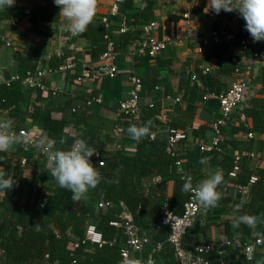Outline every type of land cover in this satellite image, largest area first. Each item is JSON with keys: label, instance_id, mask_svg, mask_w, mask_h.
I'll return each instance as SVG.
<instances>
[{"label": "crops", "instance_id": "crops-1", "mask_svg": "<svg viewBox=\"0 0 264 264\" xmlns=\"http://www.w3.org/2000/svg\"><path fill=\"white\" fill-rule=\"evenodd\" d=\"M113 2L98 0L95 20L86 32L73 38V51H70L71 35L60 29L63 20L58 17L60 9L54 0H15L12 7L0 10L1 85L21 81L29 70L57 69L72 53L77 63L73 72L47 76L43 81V90L22 87L24 98L8 108L0 107V119L11 118L16 131L24 129L33 135L49 138L46 119L63 123L66 143L56 142V148L68 150L76 136H80L108 163L111 160L115 162L113 159L119 155L134 157L139 150L138 144L127 133L129 126L139 125L127 118L123 121L118 114L119 103L130 90L129 78L132 75H138L143 81V108L154 102L160 113L170 106L172 99L181 97L182 102L169 115L167 125L157 118L156 136L142 151L144 158L150 156L151 162L159 166L155 155L158 148L167 149V127L187 132V139L176 146L182 166L175 167L174 160L166 155L168 160H172L166 172L154 168L142 179L141 191L146 202L142 209L147 226L141 233L151 239L152 246L135 255L145 261L153 253V247L159 244L161 249L154 255L157 264H170L166 257L172 249L168 238L164 239L168 230L159 225L160 208L167 203L174 213H183L189 195L181 192L186 175L193 177L195 185L217 170L223 172V183L219 188L222 199L217 207L207 209V213L188 231L184 239V247L188 250L198 242L218 245L225 239L236 237L233 218L237 214H250L252 200V187L241 194L237 185L247 186L253 175L264 182V59L256 56L264 53V41L253 42L249 37L248 47L245 48L241 44V31L245 28L243 18L235 11H221L212 19L211 10L207 11L208 0H124L116 15H112ZM105 19H108L109 27L104 23ZM151 21L161 25L156 34L160 41L171 39L168 49L157 57L138 52L143 39V25ZM124 23L129 29L122 34L120 29ZM190 28L201 35L225 29L234 38L211 45L199 54L196 52L198 46L189 40ZM110 44L121 53L115 60L118 70L115 79L102 72L96 73L100 57ZM83 68L91 69L93 74L91 78L79 82L77 78ZM193 75L197 76L196 80ZM242 79L249 84L250 108L245 116H238L236 121L220 128L223 140L219 149H214V125L221 114L219 96ZM156 87L160 89L156 90ZM93 98L100 102L89 106L88 102ZM117 125L123 128L120 137L114 135ZM249 133L255 137L250 139ZM155 140L158 141L153 147L151 143ZM201 145L213 150L203 153ZM252 152L260 155L262 160L257 162L247 158L246 155ZM236 154L243 155L244 171L239 179L233 181L225 176L228 173L226 159L232 162ZM92 163L98 165L96 161ZM0 166L16 180L13 189L6 196H0V226L16 222L21 209H32L40 198H43L44 222L60 214L56 196L64 189L49 174L47 159L37 148L25 145L19 138L12 151L0 152ZM44 199L47 201L44 202ZM242 200L246 202L238 213L235 205ZM99 201L101 199L92 189L79 204L98 212ZM111 210L117 217L133 219L124 204L115 205L105 213H112ZM92 221L98 223L99 219ZM22 230L18 224L15 227L9 224L6 235L18 238ZM55 232L58 233L57 230ZM84 233L85 229L70 230V236L76 242ZM94 247L86 244L85 250L93 253ZM230 254L229 250L227 257L230 258ZM234 256L237 257V264H249L241 256ZM262 258L264 255L259 250L255 262L251 264ZM33 264H46V261H35Z\"/></svg>", "mask_w": 264, "mask_h": 264}, {"label": "built area", "instance_id": "built-area-1", "mask_svg": "<svg viewBox=\"0 0 264 264\" xmlns=\"http://www.w3.org/2000/svg\"><path fill=\"white\" fill-rule=\"evenodd\" d=\"M124 0H114L112 15H116L120 11V6L123 5ZM30 13L29 11L27 12ZM210 17L215 19L217 14L211 10ZM104 23L109 27L108 19H105ZM160 23L157 21H151L143 25V39L138 47V52L140 54H149L152 57H157L162 52H165L170 43L171 39L167 41H160L157 37V31L160 30ZM128 24L124 23L120 32L122 34L127 33ZM189 40L192 44H196V52L203 54L206 49L211 45H219L224 41H229L234 38V35L228 30H213L208 34L201 35L197 31L190 28L188 30ZM242 42L241 44L246 48L248 47L247 39L250 37L249 33L245 28L241 31ZM77 37V36H76ZM71 36V48L70 51H73L75 48V43ZM11 46V44H8ZM120 52L114 47L113 44L109 45L108 50L100 57L99 72L105 73L111 79H115L118 74V70L115 64V60L120 56ZM261 59H264V53L256 54ZM76 56L72 53L67 57L65 62L60 65L57 69L51 67L38 69L36 71L29 70L26 75L21 79L22 86L27 89H44L43 81L44 79L52 74H64L68 72H73L76 70ZM206 72H209V69H205ZM93 72L91 69L83 68L82 72L79 74L77 80L83 82L86 79L91 78ZM193 79L196 80L197 76L193 75ZM130 90L125 99L119 103V116L130 121L135 122L139 125V121L142 116L143 107L141 104V93L143 91V81L138 75H132L129 78ZM1 85V84H0ZM248 81L245 79L240 80L237 83H234L224 94L219 96L220 102V117L217 123L214 125L216 136L213 140L214 149H219L220 143L223 140L221 136L220 128L228 126L237 120L238 116H245L246 111L250 108L248 103ZM156 90H159L160 87H156ZM170 98H167V100ZM95 102H100L99 99L93 98L88 102V105L91 106ZM182 102L181 97H175L170 101V106L163 108L158 114L157 118L161 121L162 124L167 125L170 122L169 115L172 114L175 107L179 106ZM156 103H150V107H155ZM15 130V129H14ZM17 136L24 141L25 137L31 139V143H25V145L33 148L35 142L39 140L38 135H33L27 130L16 131ZM168 139H167V149L166 153L169 158L174 160L176 167L182 166V161L179 154L176 151V146L181 141L187 139V132L181 131L179 129L173 128L171 126L167 127ZM123 133V128L120 125H117L114 128L115 137H120ZM156 133L154 132L151 136L154 140ZM248 137L253 139L255 136L253 133H249ZM76 139H82L80 136H76ZM74 140V141H75ZM40 153L45 156L39 148H37ZM201 151L203 153L211 152L213 148L201 145ZM98 152V151H97ZM247 158L260 162L262 160L261 156L256 153H248ZM46 157V156H45ZM95 159L98 160V165L100 166V161H103V166H105V161L103 160L101 154L98 152V155H95ZM243 155H234L233 157V168L229 172V178L233 181L239 179L244 171L243 168ZM101 167V166H100ZM260 182V178L257 175H253L249 179L247 186L238 184L237 189L241 194L246 193L247 189L251 186H255ZM47 199H44L46 202ZM114 203L99 201L98 210L106 212L114 208ZM170 213V215H168ZM207 213V209H204L201 206H198L193 199L191 193L184 204V212L179 215L174 213L170 206L165 203L160 208V218L159 225L163 229H167L169 232L168 242L172 246L175 253V260L180 264H209V262L204 258V255L210 252H216L220 258L221 264H231L229 257H227L228 251L232 250L238 256H241L245 262L251 264L255 262L256 253L261 250L264 255V244L257 243L253 238L247 236L244 240H239L236 237L225 239L218 245H214L208 242H198L195 243L192 249L188 250L184 247V239L188 231L195 225L199 218ZM112 226L117 227L121 230L120 233H117L115 239L111 242L112 245H118L121 250L122 259L125 258V254L135 257L136 254H142L148 246H152L151 239L147 235L140 233L139 228L135 224L134 220L129 217L120 216L119 220L111 223ZM56 235L59 234L57 233ZM83 244H92L95 246H102L107 244L104 239L102 232L99 230L97 223L93 221L89 222L85 228ZM79 242L75 243L73 248H77ZM161 249V245L157 244L156 247H153V253H151L145 264L149 259H152L155 264H157L155 259V253L157 250ZM48 258V256H46ZM73 260L66 262L65 264H76V257L73 255Z\"/></svg>", "mask_w": 264, "mask_h": 264}, {"label": "trees", "instance_id": "trees-1", "mask_svg": "<svg viewBox=\"0 0 264 264\" xmlns=\"http://www.w3.org/2000/svg\"><path fill=\"white\" fill-rule=\"evenodd\" d=\"M35 20L37 21V18ZM22 87L21 81L11 82L9 85H0V107L8 108L12 104L21 102L25 96ZM157 114H159L157 104L153 108L150 107V104L143 108L139 126L151 121V135L139 142L133 139L139 148L134 157L119 155L113 159L116 160L115 162L111 160L106 163L105 161L104 167L93 163L103 176L99 185L93 190L103 201L112 202L114 205L124 204L132 214L140 233L147 226L143 212L144 209H142L146 206L141 191L142 179L154 168H159L158 171L164 169L163 172H166L169 164H172V160L167 159L166 150L163 147L158 148V153L155 155L160 162L159 166L151 162L150 156L147 158L143 157L142 151L145 145L152 141L151 136L159 123ZM46 127L51 139L60 143V139L64 137V124L46 119ZM157 141L155 140L154 143H151L153 147L156 146ZM90 159L93 162L96 161L98 164L95 155ZM226 161L228 162V173L225 176L229 177V172L233 168V161L231 162L229 158ZM173 165L176 167L175 162ZM251 194L250 214L264 215V182L260 181L257 185L253 186ZM56 201L61 212L59 215L52 216L46 222H44L43 198H40L32 209L22 208L16 218V222L12 221L9 223L13 227L17 224L22 226L23 230L18 238L13 235H6L8 223H3L0 226V264H33L35 261L42 260H45L46 264H65L74 259L73 255L76 257V264H122L123 259L120 247L111 244L116 234L121 232L120 229L111 225L112 222L119 220V217L112 210V213H104L101 210L96 212L93 209L80 206L79 202L72 200V193L67 189H64L56 196ZM96 218L99 219L97 225L107 244L102 246L97 245L94 247V252L89 253L85 250L86 244L82 242L83 236L77 241L79 242V246L73 248L77 242L70 236V230H83L89 222ZM37 222L41 226L40 231H36L34 227ZM48 225H54L55 227L49 228ZM55 230H57L59 237L56 235ZM258 230L264 231V225H261ZM168 236L169 232L166 233L164 239L168 238ZM246 236L253 238L251 230L245 225H241L237 229L236 238L244 240ZM169 246L172 252L166 259L170 264H180L175 259L172 260V258H175V253L172 246L170 244ZM230 252L229 259L231 264H237V257L234 256L235 252L232 250ZM204 258L209 264H221L216 252L207 253L204 255Z\"/></svg>", "mask_w": 264, "mask_h": 264}, {"label": "clouds", "instance_id": "clouds-1", "mask_svg": "<svg viewBox=\"0 0 264 264\" xmlns=\"http://www.w3.org/2000/svg\"><path fill=\"white\" fill-rule=\"evenodd\" d=\"M15 0H0V10L10 8ZM54 4L60 9L59 16L63 22L60 29L69 33L72 37L82 35L94 22L98 11V0H54ZM212 10L216 14L221 11L231 13L237 12L245 22V30L249 33L253 42L264 41V0H208L207 11ZM152 122L148 121L143 125H131L127 129L129 136L141 141L151 135ZM19 142L14 130V121L11 118L0 119V152H9ZM25 143H31L29 137L24 138ZM66 143L62 137L59 141ZM56 141L42 136L35 142V146L46 156L49 174L57 182L61 189H67L72 193V200L79 202L85 198L88 192L95 189L103 179L102 173L92 163L91 157L98 155L96 149L90 147L83 139H76L72 147L63 150L55 147ZM205 161H201L204 163ZM103 166V161H100ZM181 187L182 193H191L198 206L204 209L218 206L222 199V192L219 190L223 183V172L217 170L206 178L193 184V177L186 175ZM16 185V180L7 174L0 166V196H6L7 192ZM246 201L235 205L239 213ZM170 215V213L168 214ZM233 227L239 228L245 225L251 230V236L257 243L264 244V231L258 230L264 225V215H251L247 213L237 214L233 218ZM36 231L41 230L40 224L34 225ZM122 264H145L142 259L125 254ZM147 264H155L152 259ZM256 264H264V258L256 260Z\"/></svg>", "mask_w": 264, "mask_h": 264}]
</instances>
